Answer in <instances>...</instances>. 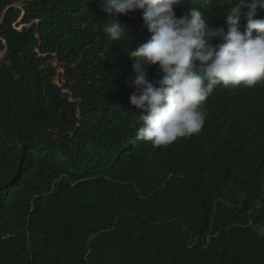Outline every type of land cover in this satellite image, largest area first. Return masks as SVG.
<instances>
[{
    "label": "trees",
    "instance_id": "obj_1",
    "mask_svg": "<svg viewBox=\"0 0 264 264\" xmlns=\"http://www.w3.org/2000/svg\"><path fill=\"white\" fill-rule=\"evenodd\" d=\"M134 14L113 41L100 0H0V264H264V87L217 85L200 133L137 141Z\"/></svg>",
    "mask_w": 264,
    "mask_h": 264
},
{
    "label": "clouds",
    "instance_id": "obj_2",
    "mask_svg": "<svg viewBox=\"0 0 264 264\" xmlns=\"http://www.w3.org/2000/svg\"><path fill=\"white\" fill-rule=\"evenodd\" d=\"M229 2L225 31L224 27L211 28L202 14L218 4L215 0H100L101 11L109 16L104 32L111 40L130 34L119 19L130 12L138 19L143 15L152 34L127 52L134 61L133 85L139 90L130 102L142 110L137 115V141L168 146L200 133L207 117L204 104L217 85L264 87V15L257 18L264 0ZM185 4L190 6L178 17L176 9ZM142 64L159 66L163 75L158 86L149 81ZM255 203L261 205L260 200ZM253 230L264 237V222Z\"/></svg>",
    "mask_w": 264,
    "mask_h": 264
}]
</instances>
